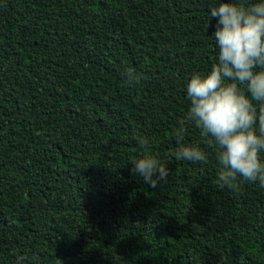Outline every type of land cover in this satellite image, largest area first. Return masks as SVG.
I'll return each mask as SVG.
<instances>
[{
	"label": "trees",
	"instance_id": "obj_1",
	"mask_svg": "<svg viewBox=\"0 0 264 264\" xmlns=\"http://www.w3.org/2000/svg\"><path fill=\"white\" fill-rule=\"evenodd\" d=\"M221 2L0 0V264H264V187L216 186L193 122L207 162L171 155Z\"/></svg>",
	"mask_w": 264,
	"mask_h": 264
},
{
	"label": "clouds",
	"instance_id": "obj_2",
	"mask_svg": "<svg viewBox=\"0 0 264 264\" xmlns=\"http://www.w3.org/2000/svg\"><path fill=\"white\" fill-rule=\"evenodd\" d=\"M210 17L217 20L212 35L218 62L206 73L191 75L186 85L190 106L178 122V147L171 155L177 161L207 162L199 146L184 143L185 125L193 122L215 148L216 186L238 191L243 180L264 187V0H222ZM128 75L131 82L132 73ZM132 162L133 171L150 187L167 182L166 164L153 155ZM23 260L18 256L17 264Z\"/></svg>",
	"mask_w": 264,
	"mask_h": 264
}]
</instances>
